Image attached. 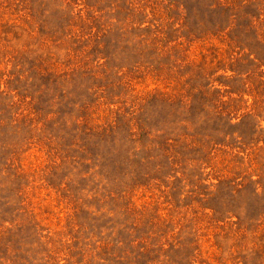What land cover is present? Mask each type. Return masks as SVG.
I'll use <instances>...</instances> for the list:
<instances>
[{"label":"rangeland","instance_id":"1","mask_svg":"<svg viewBox=\"0 0 264 264\" xmlns=\"http://www.w3.org/2000/svg\"><path fill=\"white\" fill-rule=\"evenodd\" d=\"M0 264H264V0H0Z\"/></svg>","mask_w":264,"mask_h":264}]
</instances>
